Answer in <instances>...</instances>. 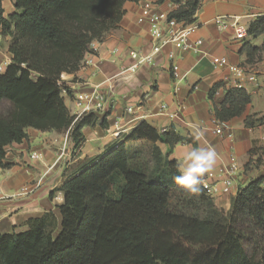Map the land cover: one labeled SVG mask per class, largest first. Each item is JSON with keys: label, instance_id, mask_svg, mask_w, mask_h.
Here are the masks:
<instances>
[{"label": "trees", "instance_id": "trees-1", "mask_svg": "<svg viewBox=\"0 0 264 264\" xmlns=\"http://www.w3.org/2000/svg\"><path fill=\"white\" fill-rule=\"evenodd\" d=\"M2 1L1 34L11 36L12 58L0 74V168H9L7 148L26 140L28 129L67 134L78 152L83 128L107 124L97 113L75 120L60 78L79 71L91 45L118 27L124 5L138 0H13L8 19ZM199 1L157 3L177 6L169 17L191 24ZM262 35L264 17L246 33ZM221 86L211 89L210 100ZM249 103L244 89H227L213 115L228 122ZM244 124L250 126L248 118ZM189 141L143 121L98 156L75 154L56 190L62 194L56 213L28 220L24 232L0 234V264H264V178L238 190L224 215L202 186L193 195L173 179L180 174L176 162L159 145Z\"/></svg>", "mask_w": 264, "mask_h": 264}, {"label": "crops", "instance_id": "crops-1", "mask_svg": "<svg viewBox=\"0 0 264 264\" xmlns=\"http://www.w3.org/2000/svg\"><path fill=\"white\" fill-rule=\"evenodd\" d=\"M157 1L126 3L118 27L97 44L93 63H85V67L76 73L63 74L60 78L69 90V95H64V103L71 115L76 110V94L88 93L98 87L106 96V111L98 113L105 117V129L99 125L83 128V143L78 152L73 149L74 143L67 134L42 133L34 129L27 130L26 140L7 148L5 163L9 168H0V234L24 232L28 220L40 218L50 211L56 213V207L62 203V194L56 190L62 184L63 171L75 160V154L79 159L98 156L117 138V129L124 131V135L143 121L157 131L166 127L176 136L190 139L189 143L177 144L172 149L168 145H159L162 154L176 162L177 169L184 154L193 147L215 148L217 163L203 177L209 183L215 181L218 169L227 166L234 157L241 171L233 182L231 193L223 195L219 192L212 199L215 207L224 212L230 210L238 190L252 180L264 178L261 167L264 160V35L235 40L232 25L236 20L248 29L258 18L264 17V0H200L194 15V23L198 26L194 39L202 40L201 50L206 57L174 51L175 57L170 61L167 54L173 50L168 46L154 57L152 63L141 65L133 74L120 76L122 70L134 64L129 57L130 51L142 56L151 51L148 25L137 23L142 4H152L155 13L173 10L172 4H158ZM1 7L4 19L16 11L13 0H3ZM219 18L228 21L225 30L217 28L215 20ZM10 41L11 36H2L0 28V66L4 69L12 58L8 50ZM248 47L256 48L258 52L249 56L243 51ZM114 50L118 52L113 54ZM211 58H224L230 66L244 67L255 78V82L244 84L250 103L241 116L227 122L231 140L217 136L211 130L213 104L218 106L223 94H216V90L210 100L209 92L231 78L228 68H214ZM171 66L183 76L180 81L171 77ZM163 104L170 113L177 114L173 121L160 115L159 107ZM128 107L132 108L131 113L126 112ZM247 118L249 127L244 124ZM194 126L203 132L199 141L195 139ZM59 154L63 156L56 162ZM33 155L38 159H32Z\"/></svg>", "mask_w": 264, "mask_h": 264}, {"label": "built area", "instance_id": "built-area-1", "mask_svg": "<svg viewBox=\"0 0 264 264\" xmlns=\"http://www.w3.org/2000/svg\"><path fill=\"white\" fill-rule=\"evenodd\" d=\"M177 6L173 5V10ZM172 10V11H173ZM138 24L146 23L148 25V32L152 40L151 51L148 55L142 56L137 52L130 51L129 57L134 61V64L130 67L122 70L119 75H124L126 73L133 74L141 65L152 63L155 56H157L165 47H172L173 51L168 52L167 59L173 60L175 57L174 51L179 52H190L194 55L207 56L201 50L202 40L194 39V35L198 30V26L195 23L188 24L184 21H178L175 18H170L169 13H155L152 11V4L143 3L142 12L140 17L137 19ZM215 24L219 30H225L228 26V21L224 19H216ZM235 34V40H243L246 38L247 27L240 25L236 20L232 22ZM97 42L91 45V52L86 54L84 57V62H82L81 67L86 65H91L92 59L97 52ZM118 50H114L113 54H116ZM114 63L115 60L112 59ZM211 65L214 68H228L231 78L221 84L222 86L217 89L216 94H224L227 89H244L245 82H255V78L250 72L241 66H230L227 63V60L224 58H211ZM4 71V66H0V74ZM171 77L174 81H180L181 77L178 69L175 66L170 68ZM64 93V92H63ZM215 93V92H214ZM75 105V120L80 118L83 115L90 113H101L105 112L107 108V98L103 95L98 87H95L88 93L76 94L74 98ZM127 113L132 112V108L128 107L126 109ZM160 115L165 116L169 121H173L177 114L170 113L167 105H161L159 107ZM211 130L217 136H225L227 139H232V134L228 128L227 122H221L215 117L211 120ZM168 128H161L160 133H167ZM124 131L117 129L115 135L118 137L123 135ZM62 154H59L57 157L58 162L62 158ZM32 159H38L37 155H33ZM261 167L264 168V160L261 161ZM240 166L234 159L230 158V162L227 166H221L214 178L213 183H209L203 180L201 185L206 194L213 199L219 192L223 195H229L232 190L233 182L236 176L240 172ZM24 190L21 191V193Z\"/></svg>", "mask_w": 264, "mask_h": 264}, {"label": "clouds", "instance_id": "clouds-1", "mask_svg": "<svg viewBox=\"0 0 264 264\" xmlns=\"http://www.w3.org/2000/svg\"><path fill=\"white\" fill-rule=\"evenodd\" d=\"M194 136L197 141L203 137V132L194 126ZM218 153L211 146L193 147L188 150L182 162L178 165L179 175L173 179L184 191L198 195L203 184V177L214 169Z\"/></svg>", "mask_w": 264, "mask_h": 264}, {"label": "rangeland", "instance_id": "rangeland-1", "mask_svg": "<svg viewBox=\"0 0 264 264\" xmlns=\"http://www.w3.org/2000/svg\"><path fill=\"white\" fill-rule=\"evenodd\" d=\"M216 208H217V207H216ZM217 209H219V208H217ZM219 210H220V209H219ZM223 213H224V215H226L228 212H224V211H223Z\"/></svg>", "mask_w": 264, "mask_h": 264}]
</instances>
